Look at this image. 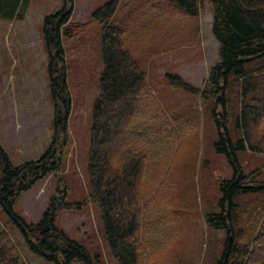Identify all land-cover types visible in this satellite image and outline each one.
<instances>
[{"label":"trees","instance_id":"obj_1","mask_svg":"<svg viewBox=\"0 0 264 264\" xmlns=\"http://www.w3.org/2000/svg\"><path fill=\"white\" fill-rule=\"evenodd\" d=\"M187 16H197L203 0H170ZM212 6L211 32L218 42L219 60L211 67L202 87L178 74H167L171 85L200 96L210 105L220 93L221 108L211 106L208 111L214 119L217 136L213 147L223 154L233 169L228 179L218 184L217 210L205 213L207 226L223 230L225 237L221 254L213 264H264V206L242 210L237 199L264 194V178L257 169L245 172L238 157L240 152L264 151V0H208ZM119 0H106L91 12L100 25L102 70L98 79V94L92 105L90 141L87 153L89 193L85 204L98 208L103 238L110 255L117 264H158L150 250L141 246L138 231L152 234L153 248L164 240L165 221L172 210L177 172L166 168L170 153L176 149L177 135L170 131L176 118L160 119L159 110L141 118L151 107L147 91L146 71L132 53L122 26L111 23ZM27 0H0V16L22 18ZM73 0H62L60 9L42 18V39L47 52L46 74L52 102V137L39 158L13 164L0 146V206L9 222L18 230L28 249L53 264H104L97 254L91 256L88 248L71 238L56 223L59 211L80 208L67 201L65 188L57 192L35 222L26 219L14 209L16 199L36 181L61 168L62 153L68 143V116L72 99L67 84L66 56L62 35L70 36L65 28L73 11ZM135 6L128 14L136 16ZM234 96V101L227 96ZM147 100V101H144ZM153 101L154 98L152 99ZM217 103H215L216 105ZM239 104V107L237 106ZM230 113L233 115L231 117ZM233 122V126L230 123ZM147 134V146L142 152L135 138ZM166 155L163 171L156 167L154 146ZM174 149V151H173ZM173 153H172V152ZM167 181V183H164ZM153 191V192H152ZM60 193V197L57 195ZM161 208L158 223L144 221L151 207ZM253 215L252 220L249 217ZM247 214L244 227L241 217ZM168 222V221H167ZM249 232V235L247 234ZM162 234V235H161ZM161 235V237H159ZM159 237V238H158ZM160 249V248H159ZM157 249V250H159ZM4 255L0 251V264ZM7 264H24L13 260Z\"/></svg>","mask_w":264,"mask_h":264},{"label":"rangeland","instance_id":"obj_2","mask_svg":"<svg viewBox=\"0 0 264 264\" xmlns=\"http://www.w3.org/2000/svg\"><path fill=\"white\" fill-rule=\"evenodd\" d=\"M105 1L73 0V11L65 27L71 35H62L72 107L61 168L21 192L14 209L27 222H35L56 189L65 188L66 200L72 204L80 202L81 207L59 211L57 225L84 244L92 257L97 254L102 263L117 264L104 241L97 206L84 202L89 193L87 153L91 112L102 70L100 25L91 12ZM27 3L22 18H16L17 9L12 17L0 16V146L15 165L39 158L52 137L53 105L46 74L42 18L60 9L62 0H27ZM132 6H135L136 16L127 13ZM212 13L208 0L199 2L198 15L194 17L182 13L170 0H119L111 21L123 27L133 55L146 71V93L151 107L144 100L147 101L144 104L146 112L141 118L154 114L157 108L160 119L166 115L168 121L176 118L172 121L174 126L182 124V128L170 131L177 135L176 149L174 153L171 151L173 156L170 153L166 165L178 174L177 179L167 176L168 181L177 180L173 205L169 209L178 213L174 225V215L169 211V216L161 220L165 221L164 240L158 248L150 244L153 238L150 231H138L141 246L150 250L151 257L154 254L152 258H160L158 264H213L221 254L225 237L223 230L207 226L204 219L205 213L217 210L220 180L233 174L226 157L213 147L217 129L208 109L215 106L219 110L222 96L215 94L208 105L200 96L171 85L167 79L168 73L178 74L202 87L209 70L219 60L218 42L211 32ZM229 97L235 100L234 96ZM230 125L233 126V122ZM259 132L264 133V123ZM135 140L144 152L147 134ZM153 149L151 154L155 153L158 158L156 167L163 171V164L168 160H164L166 153L159 144ZM238 157L246 173L257 169L262 171L264 178V151L247 150L240 152ZM237 201L245 205L243 211L261 208L264 194L240 197ZM162 209L160 205H152L143 220L157 224ZM252 216L250 213L249 221ZM240 217V225L245 228L247 214L245 218L241 214ZM0 251L4 264L14 259L24 264H53L28 249L1 206ZM70 264L82 263L73 261Z\"/></svg>","mask_w":264,"mask_h":264}]
</instances>
